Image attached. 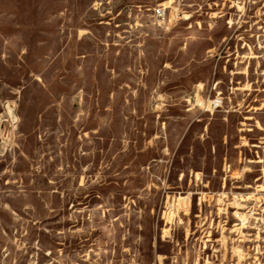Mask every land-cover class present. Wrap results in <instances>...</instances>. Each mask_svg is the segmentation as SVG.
Listing matches in <instances>:
<instances>
[{
	"label": "rangeland",
	"instance_id": "374dc122",
	"mask_svg": "<svg viewBox=\"0 0 264 264\" xmlns=\"http://www.w3.org/2000/svg\"><path fill=\"white\" fill-rule=\"evenodd\" d=\"M0 264H264V0H0Z\"/></svg>",
	"mask_w": 264,
	"mask_h": 264
},
{
	"label": "built area",
	"instance_id": "2783aa9c",
	"mask_svg": "<svg viewBox=\"0 0 264 264\" xmlns=\"http://www.w3.org/2000/svg\"><path fill=\"white\" fill-rule=\"evenodd\" d=\"M163 14H164V12H163V10H161V9H158V10L156 11V16H157V18H161V17L163 16Z\"/></svg>",
	"mask_w": 264,
	"mask_h": 264
},
{
	"label": "bare ground",
	"instance_id": "6f19581e",
	"mask_svg": "<svg viewBox=\"0 0 264 264\" xmlns=\"http://www.w3.org/2000/svg\"><path fill=\"white\" fill-rule=\"evenodd\" d=\"M186 200V199H185Z\"/></svg>",
	"mask_w": 264,
	"mask_h": 264
}]
</instances>
